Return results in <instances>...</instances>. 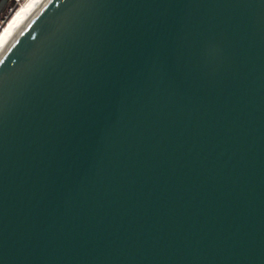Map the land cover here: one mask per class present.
Wrapping results in <instances>:
<instances>
[{"label": "water", "instance_id": "1", "mask_svg": "<svg viewBox=\"0 0 264 264\" xmlns=\"http://www.w3.org/2000/svg\"><path fill=\"white\" fill-rule=\"evenodd\" d=\"M0 264H264V0H45L0 52Z\"/></svg>", "mask_w": 264, "mask_h": 264}, {"label": "bare ground", "instance_id": "2", "mask_svg": "<svg viewBox=\"0 0 264 264\" xmlns=\"http://www.w3.org/2000/svg\"><path fill=\"white\" fill-rule=\"evenodd\" d=\"M45 0H26L0 31V52L22 24Z\"/></svg>", "mask_w": 264, "mask_h": 264}, {"label": "flooded vegetation", "instance_id": "3", "mask_svg": "<svg viewBox=\"0 0 264 264\" xmlns=\"http://www.w3.org/2000/svg\"><path fill=\"white\" fill-rule=\"evenodd\" d=\"M13 6L14 0H0V22L6 21Z\"/></svg>", "mask_w": 264, "mask_h": 264}, {"label": "built area", "instance_id": "4", "mask_svg": "<svg viewBox=\"0 0 264 264\" xmlns=\"http://www.w3.org/2000/svg\"><path fill=\"white\" fill-rule=\"evenodd\" d=\"M25 1L26 0H14V6L11 9L10 15L14 14ZM10 15L8 17H10ZM4 22L7 23V20L4 21ZM0 28L2 29L3 28V25L0 26Z\"/></svg>", "mask_w": 264, "mask_h": 264}, {"label": "rangeland", "instance_id": "5", "mask_svg": "<svg viewBox=\"0 0 264 264\" xmlns=\"http://www.w3.org/2000/svg\"><path fill=\"white\" fill-rule=\"evenodd\" d=\"M12 15H13V14H12ZM12 15H10V17H7V19H6L7 22L9 21V19L11 18ZM5 24H6V23H5L4 21H3V22H2V21L0 22V25H1V26H2V25L4 26ZM0 31H1V28H0Z\"/></svg>", "mask_w": 264, "mask_h": 264}]
</instances>
